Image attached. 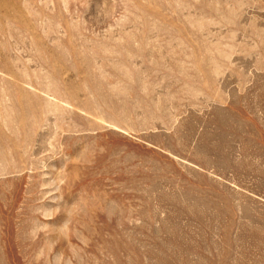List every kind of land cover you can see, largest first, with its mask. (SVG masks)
I'll return each instance as SVG.
<instances>
[{
	"label": "rangeland",
	"instance_id": "obj_1",
	"mask_svg": "<svg viewBox=\"0 0 264 264\" xmlns=\"http://www.w3.org/2000/svg\"><path fill=\"white\" fill-rule=\"evenodd\" d=\"M0 264H264V0H0Z\"/></svg>",
	"mask_w": 264,
	"mask_h": 264
}]
</instances>
